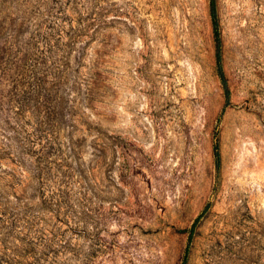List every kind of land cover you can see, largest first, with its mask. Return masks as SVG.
<instances>
[{"label": "rangeland", "instance_id": "obj_1", "mask_svg": "<svg viewBox=\"0 0 264 264\" xmlns=\"http://www.w3.org/2000/svg\"><path fill=\"white\" fill-rule=\"evenodd\" d=\"M216 5L226 107L209 0H0V264H264V0Z\"/></svg>", "mask_w": 264, "mask_h": 264}, {"label": "trees", "instance_id": "obj_2", "mask_svg": "<svg viewBox=\"0 0 264 264\" xmlns=\"http://www.w3.org/2000/svg\"><path fill=\"white\" fill-rule=\"evenodd\" d=\"M209 14H210L213 40H214L215 63H216L218 77L223 90V95L225 100L224 107H226L229 105V101H230V90L222 66V39H221L220 21L217 12L216 0H209ZM213 156L215 161V167L219 169L220 154H219L218 142L216 139L214 140L213 143ZM183 260L185 261V258Z\"/></svg>", "mask_w": 264, "mask_h": 264}]
</instances>
